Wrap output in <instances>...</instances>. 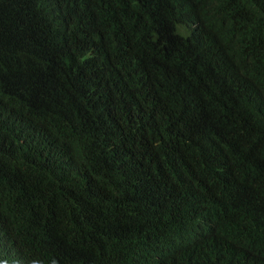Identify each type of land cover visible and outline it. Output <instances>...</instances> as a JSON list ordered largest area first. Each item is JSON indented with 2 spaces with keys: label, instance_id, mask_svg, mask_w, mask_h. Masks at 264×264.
<instances>
[{
  "label": "trees",
  "instance_id": "trees-1",
  "mask_svg": "<svg viewBox=\"0 0 264 264\" xmlns=\"http://www.w3.org/2000/svg\"><path fill=\"white\" fill-rule=\"evenodd\" d=\"M0 264H264V0H0Z\"/></svg>",
  "mask_w": 264,
  "mask_h": 264
}]
</instances>
